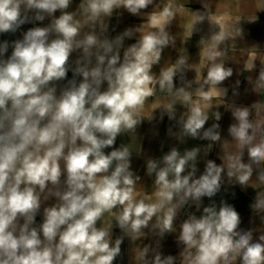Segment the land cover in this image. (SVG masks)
Returning a JSON list of instances; mask_svg holds the SVG:
<instances>
[{"label":"clouds","instance_id":"clouds-1","mask_svg":"<svg viewBox=\"0 0 264 264\" xmlns=\"http://www.w3.org/2000/svg\"><path fill=\"white\" fill-rule=\"evenodd\" d=\"M71 3L0 0V34L15 33L29 21V12L36 21L52 17L49 25L33 27L13 41L7 58L10 45L0 43V264H113L123 237L113 242L112 226L103 223L114 209L119 210L116 225L132 240L144 236L143 229L149 228L154 217L151 229L163 236L175 231L174 220L190 201L199 210L201 198H211L221 188L225 165L208 160L204 173L195 178L199 149L181 155L173 148L161 161L147 162V174L155 176L156 197L148 202L136 195L139 177L130 170L128 147L104 152L119 134L135 130L142 118L139 112L157 87L169 94L180 93L185 104L191 105L181 121L183 135L220 140L218 124L200 136L208 114L192 104L191 92L174 88V76L187 58L180 56L159 75L152 72L163 49L174 43L165 29L176 12L164 5L159 14L151 13L148 22L160 26L146 33L136 28L139 39L121 58L123 40L131 38L133 30L108 39L103 35L105 19L121 8L139 15L153 0H80L77 10L68 11ZM194 15L192 31L205 18ZM219 39L214 34L209 41ZM76 51L81 55L70 68V55ZM223 55L209 48L205 85L216 86L232 75L231 68L218 62ZM253 67L246 62L247 70ZM70 70L82 80L78 84L75 78L69 80L57 95L56 82L65 80ZM258 81L264 87V70ZM197 95L210 99L203 86ZM252 107L260 113L264 102ZM173 108H163L170 119L175 117ZM232 115L237 123L229 127V133L239 154L227 156L228 176L248 185L253 166L264 164V126L249 119L247 107L235 108ZM214 116L220 119L219 112ZM245 150L249 163L242 162ZM186 169L190 170L184 174ZM257 179L264 183V171ZM42 195L43 201L55 197L56 203L43 208V220L34 226ZM251 207L264 212V195L257 193ZM240 224L239 213L226 202L218 208L214 203L203 207L199 217L189 214L177 237L184 245L183 264H264V234L254 241L252 231L238 230ZM148 253V246L138 249L136 264H175L171 255L156 252L149 259Z\"/></svg>","mask_w":264,"mask_h":264},{"label":"crops","instance_id":"crops-1","mask_svg":"<svg viewBox=\"0 0 264 264\" xmlns=\"http://www.w3.org/2000/svg\"><path fill=\"white\" fill-rule=\"evenodd\" d=\"M79 3L80 0H72L68 11L77 10ZM164 5L170 6L176 12L165 29L174 38V43L163 49L160 63L153 66L152 72L159 75L161 69L175 64L180 56L187 58L186 65L174 76V88L183 87L191 92L193 94L192 104H199L208 114L209 119L204 128L200 130V136L203 135L204 130L213 124H218L219 128L216 131L220 134V140L213 142L183 135L181 121L186 118L191 105L185 104L180 93L173 91L169 94L167 91H160L157 87L155 95L145 101L139 112L142 118L135 130L119 134L115 144L111 148L104 149V152L108 154L114 148L128 147L131 152L130 170L134 177H139L136 182V195L148 202H155L156 197L154 194L155 176L147 174V162L149 160L161 161L163 156L173 148L177 149L181 155L186 150L199 149L195 178L204 173L208 160L214 161L218 166L225 165V169L222 173L221 188L217 194L211 198L202 197L199 210L192 201L182 208L174 220V232L161 236L158 230H152L151 223L155 222L154 217L149 228L143 229L144 236L132 240L115 223L118 209L106 215L103 226H112L113 242L123 237L120 255L113 261V264H136V253L138 249L145 246L149 247V259L159 252L162 256H173L176 261L179 256L176 251L184 247L177 239L180 225L189 214L199 217L202 215L203 207L213 203L217 208L222 202L235 208L241 218L238 230H250L254 237L264 234V212H257L251 207L256 200L257 193L264 195V183L257 179L258 173L264 171V164L260 168L253 166V175L248 185H240L234 176L229 177L227 168L229 163L227 156L239 154L238 146L229 133V127L237 123L232 115L233 110L238 107L249 108V119L259 126H264V111L256 113L252 107L256 103L264 102V87H260L258 81L261 70H264V0H153V4L142 9L139 15H132L121 8L112 17L105 19L107 30L103 33L104 37L114 39L123 34L125 30H133L132 37H125L123 40L120 49L121 58L124 50L139 39L140 33L134 31L136 28L141 27V31L146 33L160 26H153L148 22V16L153 12L159 14ZM194 13L202 14L205 18L198 22L192 31L193 22L196 20ZM59 15L60 12L57 11L55 16ZM28 16L29 21L26 23H38L39 27L49 25L52 20V17L46 16L43 21H36L32 12H29ZM162 23L163 18H161ZM214 34H217L220 39L209 41ZM22 38L21 33L18 32L0 34V43L7 41L10 45L4 58L11 55L12 42ZM53 38H55L54 35H50V39ZM210 47L225 52L218 62H222L225 68L232 69V75L216 86L211 83L204 84L207 68L211 64L208 59ZM80 55L79 51L70 55V68L76 66L75 62ZM246 62L249 66L253 63L254 67L247 70ZM93 63H95V58H93ZM70 73L71 80L75 78L77 84L82 80V77H73L71 70ZM202 86L207 91L209 100H203L200 95H197L198 89ZM56 87L57 95H59L65 83L56 82ZM103 87H106V84ZM169 105L174 106L175 117L172 119L163 109ZM216 112L220 113L219 120L215 119L214 113ZM242 162L249 163L247 150L243 152ZM189 170L186 169L184 174H187ZM64 178V176L61 177V188ZM43 195H47V191ZM43 195L41 212L37 215L34 226L42 222L43 208L56 203L55 197H49L47 201H43Z\"/></svg>","mask_w":264,"mask_h":264},{"label":"rangeland","instance_id":"rangeland-1","mask_svg":"<svg viewBox=\"0 0 264 264\" xmlns=\"http://www.w3.org/2000/svg\"><path fill=\"white\" fill-rule=\"evenodd\" d=\"M33 27H39L38 23H37V24L24 23L23 25L20 26V28H19L16 32L21 33V35H22V37H23L24 33H25L27 30H29V29H31V28H33ZM69 80H71V73H70V71L67 73V78H66L65 80H62V81L65 83V87L68 86V81H69ZM65 87H64V88H65ZM260 235H262V234H260ZM260 235H258L257 237H254V236H253L254 241H255V240H258V237H259ZM183 249H184V247H183V248H180V249H178V250L176 251L177 254H178L179 256L177 257V259H176V261H175V264H183V258H182V255H181L182 252H183ZM180 251H181V252H180Z\"/></svg>","mask_w":264,"mask_h":264}]
</instances>
